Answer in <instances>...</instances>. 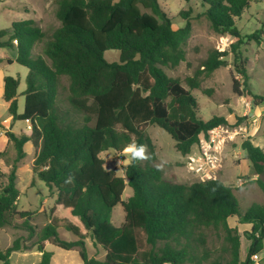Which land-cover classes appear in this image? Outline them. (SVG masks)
<instances>
[{
    "label": "trees",
    "instance_id": "16d2710c",
    "mask_svg": "<svg viewBox=\"0 0 264 264\" xmlns=\"http://www.w3.org/2000/svg\"><path fill=\"white\" fill-rule=\"evenodd\" d=\"M56 1L60 26L50 38L45 39V32L32 19L14 21L0 30V48L17 50L15 61L8 62L28 70L23 112H18L19 79L5 77L3 98L10 103L14 121L30 126V133L5 132L16 156L0 184V227L17 216L29 222L30 212L17 207V170L27 155L25 145L31 142L37 150L34 174L56 195V205L82 226L51 218L38 233V264H52L54 253L47 250V241L64 250L77 249L83 264H249L250 256L264 245V203L242 211L234 187L221 179L187 184L166 178L155 165L156 146L148 128L164 129L186 156L202 135L229 124L223 116L206 120L192 90L201 87L203 76L225 66L229 53L234 56L235 71L247 82L246 59L239 50L243 36L236 23L251 8L252 0H201L202 14L213 31L238 41L230 52L210 51L194 76L186 78L188 86L169 76L165 68L186 60L185 46L192 33L190 11L180 12L186 24L174 28L173 18L159 0ZM260 31L248 37L260 42ZM41 42L43 54L35 56L33 50ZM113 50L120 53L119 61L107 60L106 52ZM63 77L68 79L67 98L74 111L58 105ZM240 87L234 77V91L240 96L249 92ZM252 97L255 104L262 99ZM142 146L146 158H136L133 153ZM130 147L125 176L106 168L102 152L112 149L121 154ZM242 149L256 173H263L264 150L251 137L242 142ZM257 181L264 194V182ZM127 185L132 195L123 200ZM120 204L125 217L116 225L112 217ZM234 216L252 224L244 260L241 235L229 224ZM60 228L77 239H61ZM207 229L223 234L226 246L217 256L208 248ZM87 237L104 251L103 259L89 255ZM21 249L19 239L6 249L0 247V262L10 264L12 253Z\"/></svg>",
    "mask_w": 264,
    "mask_h": 264
},
{
    "label": "rangeland",
    "instance_id": "374dc122",
    "mask_svg": "<svg viewBox=\"0 0 264 264\" xmlns=\"http://www.w3.org/2000/svg\"><path fill=\"white\" fill-rule=\"evenodd\" d=\"M163 8L170 13L173 18V27L178 28L186 24V19L179 14L181 11H190V21L192 23V33L185 46L186 60L174 68H165L167 74L171 77L178 78L188 86L186 78L194 76L197 68L205 60L210 51L218 49L219 51H231V46L237 43L238 39L229 34H219L213 31L210 21L202 13L204 9L201 6V0H192L190 3L184 0H159ZM57 1L56 0H2L0 2V30L10 28L12 22L25 19H32L35 24L45 32V39L51 37L55 29L60 26L57 18ZM243 40L240 43L239 50L243 59H246L248 69V79L245 83L243 77L238 74L233 65L234 56L229 53L224 59L227 61L225 66H221L211 75L201 78V87L192 90L200 105V112L208 120L213 116H223L229 121L225 128L235 135L233 139L227 140L222 146L220 163L218 166L209 170V175L204 179L218 178L223 180L227 185L235 189L242 211L247 210L254 203H264V194L258 184V179L264 182V171L261 174L256 173V169L249 162L242 149V142L254 135V143L264 149V0H252L251 8L237 21ZM260 31V42L249 38L248 36ZM44 42L38 43L34 48V55L43 54ZM7 51L17 55L15 48H2L0 52ZM120 53L118 51H108L105 56L108 61H119ZM13 60V59H12ZM4 71L7 76H12L20 81L18 93L20 94L19 111L24 110L25 97L22 95L26 89V76L28 70L17 63L12 65L3 63ZM234 77L239 81L243 89L249 88L243 96L234 91ZM245 83V86H244ZM68 79L63 77L60 83L58 105L63 110L74 111L68 102ZM252 93V94H251ZM252 95H259L258 104L254 103ZM251 101L250 106L246 105ZM250 113H252L250 115ZM0 126L4 130H10L13 125L12 116L2 106H0ZM81 118V117H79ZM14 130H26L25 121H14ZM157 152L155 165L160 167L166 178L191 184L197 181H203L202 171L198 172V163L190 162V156H200V145L197 144V152L189 155H182L175 146V141L162 128L152 125L148 128ZM131 147L124 153H117L110 149L101 153L105 160L108 170H115L118 176H125V160H131ZM29 154L20 163L17 170V187L20 190L18 199V210L30 212L28 224L26 218L15 217L11 224L0 227V247L6 249L11 246L16 239H19L21 250L12 253L10 264H38L41 260V253L37 251V241L39 231L50 222L53 217L61 218L79 226L81 223L66 210L56 205L55 197L51 193L46 183L34 174L32 159H35V147H28ZM0 152L4 156L0 158V184L5 182V174L11 170L16 153L13 144L7 136L0 134ZM202 169V168H201ZM212 171V172H211ZM242 178L243 184L239 185L237 179ZM132 195L130 186H126L123 200H127ZM125 210L122 204L118 205L112 217V222L116 225L124 221ZM241 223L240 219L230 218V225L234 227ZM32 227L35 231L31 233L28 228ZM237 228V225H236ZM239 228V227H238ZM237 228V229H238ZM246 228H250L249 225ZM239 231L242 236L240 257L245 259L249 246V234L251 230L244 231V226H240ZM82 230V229H81ZM85 230H82L84 232ZM208 248L215 256L222 253L226 246L223 241V234L215 230H205ZM59 237L66 241L76 240L77 237L67 229H58ZM86 246L90 256L97 259L104 258V251L100 247H95L91 237H87ZM264 246V245H263ZM46 248L54 253L52 264H82L77 249L64 250L53 243L47 241ZM228 257V254H223ZM0 264H2L0 262Z\"/></svg>",
    "mask_w": 264,
    "mask_h": 264
},
{
    "label": "built area",
    "instance_id": "2783aa9c",
    "mask_svg": "<svg viewBox=\"0 0 264 264\" xmlns=\"http://www.w3.org/2000/svg\"><path fill=\"white\" fill-rule=\"evenodd\" d=\"M251 101H247L246 105L250 106ZM30 128V126H28ZM235 135H232L226 128L225 125H220L209 131L208 136L202 135L199 145L201 149V155L194 157L189 155L190 162L198 163V172L202 175L204 179L209 175V170L205 171L204 168L209 167L212 170V167L218 166L220 163L221 150L222 146L225 145L227 140L233 139ZM202 168V169H201ZM212 172V171H211ZM215 179V177H214ZM205 180V179H204ZM244 180L242 178L237 179L239 185L243 184ZM249 264H264V246L261 250L253 253L250 256Z\"/></svg>",
    "mask_w": 264,
    "mask_h": 264
},
{
    "label": "crops",
    "instance_id": "0c3cea01",
    "mask_svg": "<svg viewBox=\"0 0 264 264\" xmlns=\"http://www.w3.org/2000/svg\"><path fill=\"white\" fill-rule=\"evenodd\" d=\"M0 49H2V48H0ZM13 49V48H12ZM16 57H17V55H14L13 56V53H8L7 51H3V52H0V106H2L3 108H4V110L6 109L8 112H9V107H10V103L9 102H6L5 100H4V98H3V94H4V79H5V77L7 76L6 75V72L4 71V68H3V63H7V64H10L8 61L9 60H12L13 59V61H15V59H16ZM14 63H16V62H13L12 64H14ZM12 64H10V65H12ZM20 95V94H19ZM19 101H20V96L18 97V112L19 113H22V112H20L19 111ZM263 112H264V108H263ZM10 114V113H9ZM252 113H250V115H251ZM11 115V114H10ZM12 116V115H11ZM0 117H1V115H0ZM13 118V117H12ZM12 120V122H13V125L10 127V130L8 129V131H12V132H14L15 134H20V133H30V128L28 127L29 126V123L28 122H25L26 123V130H22V129H20V131H15L14 130V126H15V124H14V119H11ZM7 130H4L3 131V127H1L0 126V134L1 135H5V132H6ZM250 137H251V140H252V142L254 143V135H250ZM255 144V143H254ZM255 145H257V144H255ZM28 147H31V148H33L34 146H33V144L31 143V142H28L26 145H25V150H26V152H27V155L30 153L29 152V150H28ZM263 149V148H262ZM197 147H196V145L192 148V152L191 153H196L197 152ZM264 150V149H263ZM35 154H36V151H35ZM26 155V156H27ZM24 160V159H23ZM33 161H34V158L32 159V163H33ZM20 168V167H19ZM19 168H18V170H19ZM223 181V180H222ZM237 181V180H236ZM224 182V181H223ZM225 183V182H224ZM226 184V183H225ZM54 195V194H53ZM54 197L56 198V195H54ZM233 218H237V219H239V217L238 216H234ZM229 224H230V218H229ZM236 225H237V228H238V230L239 231H241V229H240V226H244V231H246L247 229L248 230H250L251 228H252V224H250V223H237L236 224V222H235V225H234V227H236ZM247 225H249L250 226V228H246V226ZM231 226V225H230ZM241 239H242V236H241ZM250 244H251V241H250V239H249V242H248V246H250ZM54 256V255H53ZM243 260V259H242ZM52 263H53V258H52ZM83 264V263H82Z\"/></svg>",
    "mask_w": 264,
    "mask_h": 264
},
{
    "label": "clouds",
    "instance_id": "9594fccd",
    "mask_svg": "<svg viewBox=\"0 0 264 264\" xmlns=\"http://www.w3.org/2000/svg\"><path fill=\"white\" fill-rule=\"evenodd\" d=\"M145 151H146V149H145V147H140L137 151H135L134 153H133V155L136 157V158H141V159H143V158H146L145 157Z\"/></svg>",
    "mask_w": 264,
    "mask_h": 264
},
{
    "label": "water",
    "instance_id": "95a60500",
    "mask_svg": "<svg viewBox=\"0 0 264 264\" xmlns=\"http://www.w3.org/2000/svg\"><path fill=\"white\" fill-rule=\"evenodd\" d=\"M130 163H131V160H130V159H126V160H125V164H126V166H128Z\"/></svg>",
    "mask_w": 264,
    "mask_h": 264
}]
</instances>
